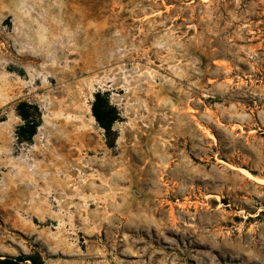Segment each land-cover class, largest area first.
Instances as JSON below:
<instances>
[{
  "label": "rangeland",
  "instance_id": "1",
  "mask_svg": "<svg viewBox=\"0 0 264 264\" xmlns=\"http://www.w3.org/2000/svg\"><path fill=\"white\" fill-rule=\"evenodd\" d=\"M16 256L264 264V0H0V264Z\"/></svg>",
  "mask_w": 264,
  "mask_h": 264
},
{
  "label": "trees",
  "instance_id": "2",
  "mask_svg": "<svg viewBox=\"0 0 264 264\" xmlns=\"http://www.w3.org/2000/svg\"><path fill=\"white\" fill-rule=\"evenodd\" d=\"M92 114L95 120L100 124L101 127L108 133L112 129V124L115 120L113 109L108 106L107 102H103L101 99V92L98 91L94 94V101L91 106ZM17 112L23 121V124L19 126L17 132V138L20 142H29L36 132V128L39 125V110L36 105L30 104L26 101H21L17 105ZM111 146V145H110ZM31 260L33 258L26 256L6 257L1 260L3 264H19L25 260Z\"/></svg>",
  "mask_w": 264,
  "mask_h": 264
}]
</instances>
